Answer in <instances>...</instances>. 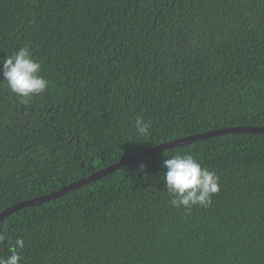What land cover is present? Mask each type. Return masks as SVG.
<instances>
[{"label": "trees", "instance_id": "trees-1", "mask_svg": "<svg viewBox=\"0 0 264 264\" xmlns=\"http://www.w3.org/2000/svg\"><path fill=\"white\" fill-rule=\"evenodd\" d=\"M26 45L48 88L0 83V213L176 139L264 127V0H0V61ZM186 153L219 176L206 208L170 203L163 161ZM0 234L2 257L24 240L20 264H264V133L143 158Z\"/></svg>", "mask_w": 264, "mask_h": 264}, {"label": "clouds", "instance_id": "clouds-1", "mask_svg": "<svg viewBox=\"0 0 264 264\" xmlns=\"http://www.w3.org/2000/svg\"><path fill=\"white\" fill-rule=\"evenodd\" d=\"M30 47L26 45L0 61L3 76L0 83H6L22 100L40 96L48 88V81L40 75L42 66L33 59ZM135 130L141 136L148 134L149 125L142 116L136 117ZM163 167L167 170L163 179L172 197L170 203L176 208L183 207L186 211L194 206L206 208L211 205L212 197L219 194V176L202 167L190 153L175 154L165 159ZM5 239L0 234V242ZM24 247V240L17 237L14 246L8 249L9 255L0 256V264H20L23 257L19 250Z\"/></svg>", "mask_w": 264, "mask_h": 264}, {"label": "water", "instance_id": "water-1", "mask_svg": "<svg viewBox=\"0 0 264 264\" xmlns=\"http://www.w3.org/2000/svg\"><path fill=\"white\" fill-rule=\"evenodd\" d=\"M253 134V133H264V127H234V128H224V129H215L211 131H206L203 133H198L194 135H190L187 137H183L180 139H176L167 143H164L162 145H158L143 151H140L138 153H135L133 155H130L124 159H122L120 162L111 165L109 167H106L104 169H101L97 172H93L88 177L82 178L76 182H73L69 185H66L62 187L59 190H56L48 195H44L38 198L22 201L18 204H15L9 208H7L5 211L0 213V222H2L4 219H6L8 216L12 215L13 213H16L20 210H23L25 208L41 205L47 202H50L52 200L58 199L59 197L66 195L76 189H79L85 185H88L90 183H93L117 170H120L121 168H124L127 165H130L138 160H141L143 158L153 156L155 154L167 151L169 149H174L177 147H182L186 145H190L195 142L207 140L216 136L220 135H226V134Z\"/></svg>", "mask_w": 264, "mask_h": 264}]
</instances>
